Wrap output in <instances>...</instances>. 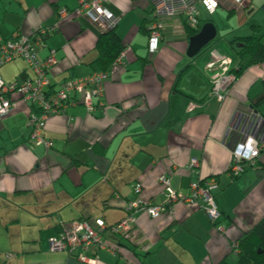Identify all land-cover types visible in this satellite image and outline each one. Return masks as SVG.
<instances>
[{"label": "crops", "instance_id": "1", "mask_svg": "<svg viewBox=\"0 0 264 264\" xmlns=\"http://www.w3.org/2000/svg\"><path fill=\"white\" fill-rule=\"evenodd\" d=\"M195 1L201 22L213 21L218 35L210 48L194 57L188 55L190 38L203 26L193 34L184 16L175 15L160 49L151 54L153 0L104 2L117 18L115 33L125 55L104 69L109 76L103 96L95 100V112L78 104L48 118L44 135L51 147L33 144L32 104L19 99L0 118V264L236 261L235 245L264 217V62L245 68L222 101L213 94L205 64L211 53L219 52L233 57V69L240 68V38L253 35L254 25L264 29V7L255 0H219L211 13ZM79 3L0 0V34L31 35L41 26L55 25L61 8L73 10ZM260 10L263 13L254 17ZM102 33L87 17L72 16L45 38L40 54L57 59L49 71L56 89L67 79L104 71ZM28 77L35 73L22 58L0 67V78L7 82ZM191 102L195 109H189ZM249 136L259 141L260 155L235 178L230 172L232 151ZM193 158L198 167L191 166ZM162 176L184 193L193 182L215 177L218 186L212 193L219 219L211 220L196 204L175 202L156 218L138 212L135 240L107 230L104 238L120 246V256L89 249L85 254L94 262H88L77 257L81 250L71 254L51 249L50 240L62 224L79 219L119 223L136 197L137 182L145 199L164 202Z\"/></svg>", "mask_w": 264, "mask_h": 264}, {"label": "built area", "instance_id": "2", "mask_svg": "<svg viewBox=\"0 0 264 264\" xmlns=\"http://www.w3.org/2000/svg\"><path fill=\"white\" fill-rule=\"evenodd\" d=\"M106 0H80L79 6L73 10L61 8L58 11L59 21L51 27H39L31 35H21L15 37H5L0 34V67L14 59H24L35 73V77L26 78L22 81L7 82L0 78V118L7 115L21 99L32 104L29 115V123L33 127V144L46 145L53 144L44 135L47 120L51 115L65 114L72 106L85 105L89 112L97 109L96 99L103 96L105 83L108 79L106 71L98 70L90 75L81 78H71L65 80L59 88L51 84L49 77L50 68L57 63L55 55L43 58L40 52L45 45V38L59 28V22L67 17L85 16L92 23L100 26L104 32L117 26V18L104 6ZM206 9L213 13L219 6V0H199ZM242 4L246 0H235ZM154 23L149 31V52L151 54L160 49L163 39V32L169 27V21L175 15L182 14L187 26L197 27L199 24V11L195 0H153ZM125 55V51L117 58L119 62ZM233 58L220 55L217 52L211 53L210 60L205 64V68L212 75L213 94L219 100H223L230 87L236 80V75L232 72ZM189 109H195L196 104L190 103ZM257 118V114L254 113ZM258 120H262L259 116ZM233 160L230 172L234 177L241 175L246 167L252 166L253 162L260 155L259 141L249 136L247 140L237 144L232 151ZM192 167H198L199 161L196 158L191 160ZM160 182L164 187L165 201L157 204L142 196L143 186L141 182L135 184L134 200L128 202L126 206L127 215L118 224L111 227L102 219H79L69 224H62L58 235L51 238L52 250H67L71 254L76 251L82 252L77 255L83 261L94 262L85 254L89 249L108 250L115 256H120L117 246L107 243L104 238L106 230L123 234L126 238L135 240L137 238L136 220L137 213L147 212L153 218L159 217L166 211L171 210L175 202H185L196 204L207 216L217 221L221 215L212 190L217 188L215 177L207 178L203 181L193 182L189 191L184 193L173 188L169 177L162 176ZM125 264H134L126 261Z\"/></svg>", "mask_w": 264, "mask_h": 264}, {"label": "trees", "instance_id": "3", "mask_svg": "<svg viewBox=\"0 0 264 264\" xmlns=\"http://www.w3.org/2000/svg\"><path fill=\"white\" fill-rule=\"evenodd\" d=\"M204 23L201 22L199 15V24L197 27L188 26V29L193 34H196L199 32ZM253 29L255 33L253 35L240 38V40H242L241 47L236 49V52L241 59V67L238 69H232V72L236 75V77L245 68H248L249 66L256 63L264 62V29H262L259 25H254ZM99 47L102 52L100 61L101 64H103V70L113 64L116 58H118L125 49V46L120 44L117 38L115 27L102 33L99 41ZM219 54L222 55L221 53ZM113 225L107 226L111 227ZM109 231L111 230L109 229ZM118 235L125 237L123 234ZM126 240L131 241L129 238H126ZM117 248L121 254L120 246L118 245ZM234 250L237 255L235 262H230L224 259L218 264H264V217L251 230H249L245 236H243L239 243L235 245Z\"/></svg>", "mask_w": 264, "mask_h": 264}, {"label": "water", "instance_id": "4", "mask_svg": "<svg viewBox=\"0 0 264 264\" xmlns=\"http://www.w3.org/2000/svg\"><path fill=\"white\" fill-rule=\"evenodd\" d=\"M218 29L213 21L205 23L199 33L190 38L188 55L194 57L217 38Z\"/></svg>", "mask_w": 264, "mask_h": 264}, {"label": "rangeland", "instance_id": "5", "mask_svg": "<svg viewBox=\"0 0 264 264\" xmlns=\"http://www.w3.org/2000/svg\"><path fill=\"white\" fill-rule=\"evenodd\" d=\"M255 2L258 4L259 7H263L264 0H263V2H261V0H255ZM263 11H264V9H263ZM263 11L260 10V11H258L259 13L256 12V15H254V13H253V16H254V17H259V14L263 13ZM216 19H217V18H216ZM244 35H245V34H244ZM215 40H216V39H215ZM215 40H214V41H215ZM214 41H212V42H211L206 48H204L203 51H204V50H207L208 48H210V46L213 44ZM203 51H202V52H203ZM202 52H201V53H202ZM201 53H199L197 56H200ZM230 53H232V54L235 56V52H234L233 50H230ZM235 57H236V56H235ZM197 58H198V57H197ZM196 60H197V59H196ZM211 75H212V74H211L209 71H207V76H208V77H211Z\"/></svg>", "mask_w": 264, "mask_h": 264}]
</instances>
